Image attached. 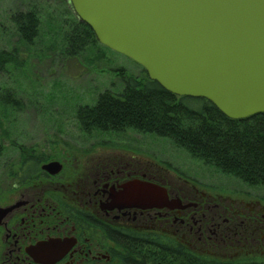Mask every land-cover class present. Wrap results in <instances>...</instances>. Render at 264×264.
Instances as JSON below:
<instances>
[{
    "label": "flooded vegetation",
    "instance_id": "1",
    "mask_svg": "<svg viewBox=\"0 0 264 264\" xmlns=\"http://www.w3.org/2000/svg\"><path fill=\"white\" fill-rule=\"evenodd\" d=\"M87 146L50 156L0 202L9 210L0 221V264H149L130 251L143 247L170 255L181 248L186 257L168 264L189 255L207 264H264V195L183 175L139 145ZM50 162L61 164L58 174L42 169ZM133 182L164 189L163 201H118Z\"/></svg>",
    "mask_w": 264,
    "mask_h": 264
},
{
    "label": "water",
    "instance_id": "2",
    "mask_svg": "<svg viewBox=\"0 0 264 264\" xmlns=\"http://www.w3.org/2000/svg\"><path fill=\"white\" fill-rule=\"evenodd\" d=\"M105 47L180 97L203 98L229 119L264 114V0H70ZM55 175L61 164L42 167ZM164 189L130 183L118 201ZM9 210L0 209V221Z\"/></svg>",
    "mask_w": 264,
    "mask_h": 264
},
{
    "label": "rangeland",
    "instance_id": "3",
    "mask_svg": "<svg viewBox=\"0 0 264 264\" xmlns=\"http://www.w3.org/2000/svg\"><path fill=\"white\" fill-rule=\"evenodd\" d=\"M67 2L0 0V52L14 47L20 51V68L14 66L7 74L0 73V88L15 90L24 101L23 111L9 122V138L4 140V155H0V202L7 201L13 191L12 187H6L7 182H2L6 170L12 163L21 162L19 154L24 150L44 152L49 161L50 156L58 158L65 151L74 155L81 145L89 148L114 142L139 145L163 167L202 182L264 195V186L252 187L226 176L194 159L169 139L135 130L85 134L77 120L78 109L93 106L106 90L120 89L116 70L124 68L138 76L142 68L124 55L105 48H90L81 57H70L65 51L66 21L72 12L65 9ZM31 8L40 12V29L35 44L28 48L18 36L13 17ZM27 57L28 62L22 63V58Z\"/></svg>",
    "mask_w": 264,
    "mask_h": 264
},
{
    "label": "trees",
    "instance_id": "4",
    "mask_svg": "<svg viewBox=\"0 0 264 264\" xmlns=\"http://www.w3.org/2000/svg\"><path fill=\"white\" fill-rule=\"evenodd\" d=\"M65 9L72 11L67 16L68 30L65 32V51L70 57H81L90 48L108 49L99 43L93 30L76 17L70 0ZM13 22L22 43L32 47L39 37L40 12L31 8L17 13ZM19 55L16 47L1 51L0 73L7 74L14 66L20 68ZM28 59L22 58V63H27ZM116 72L120 89L106 90L93 106L78 109L77 120L83 132L108 134L135 130L169 139L194 159L226 176L252 187L264 186V114L243 120L229 119L206 99L180 97L168 92L152 81L143 68L138 76L124 68ZM23 108L24 101L15 90L0 88L1 157L4 155V140L9 138V122ZM19 157L21 162L12 163L2 180L8 183V188L13 189L16 184L27 185L40 174V165L48 159L44 152L36 149L24 150ZM130 251L149 264H168L167 260L173 256L186 257L181 248L174 255L156 254L152 248L146 247ZM188 259L191 261L184 264H207L195 255H189Z\"/></svg>",
    "mask_w": 264,
    "mask_h": 264
}]
</instances>
